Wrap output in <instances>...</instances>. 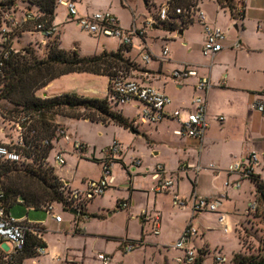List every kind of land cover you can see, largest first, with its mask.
Wrapping results in <instances>:
<instances>
[{"label":"rangeland","instance_id":"1","mask_svg":"<svg viewBox=\"0 0 264 264\" xmlns=\"http://www.w3.org/2000/svg\"><path fill=\"white\" fill-rule=\"evenodd\" d=\"M6 1L7 0H0V5ZM167 1L169 0H150L145 3L144 0H77L76 5L77 8L80 9L78 10L80 14H83L81 11L86 9V6H90L93 10L108 8L119 17L121 24L126 29L131 27L129 25L133 20V11H136L138 15L137 24L141 26V24L145 22L142 37L144 38L147 36L148 46L151 48V51L155 54H160L166 41L164 38L169 34L166 28L173 26L177 31V28L181 27L182 23L179 19H169L164 22V26L163 23L157 24L156 26H149L146 23V19L155 17L160 6ZM17 3L20 6L17 10V17L20 20L21 14L19 11L24 10L26 3L24 0H17ZM236 3L242 7L245 1L236 0ZM204 4L206 7L205 9L212 10L216 5V0H204ZM246 5L253 15V18L247 22V26L249 30L251 29L255 32L258 21L256 18L260 15L259 7L264 8V0H246ZM56 8L57 16L54 24L57 25V32L51 37L58 35L61 42L60 44L63 48L76 49L81 55L90 56L101 53L103 44L112 47L119 42V39L115 40L105 35H98L82 30L77 21L71 17L69 10L65 6L59 4ZM260 20L264 22L263 18ZM233 22V20H230L231 25ZM197 23L194 27L190 28V35L194 39L197 38L199 34V26ZM145 28H147V33ZM35 33L34 35H17L14 40L15 48L22 49L26 46L33 45L37 54L43 56L47 51L44 44L41 43L45 37L41 32ZM263 36V34L258 36L262 39V42H264ZM140 39L139 36L134 38L135 45L140 43ZM37 44L41 47H38ZM139 52L138 50H133V48L127 52L135 69L126 71L124 68L118 66L114 70L118 73L121 71L124 75L133 78L142 76L141 71L144 67H142L141 63L144 64L142 60L144 51ZM153 65L156 66L158 64L154 62ZM173 67L171 62L166 61L164 66L166 74H170V70ZM79 76L82 75L79 73L65 74L63 77L54 79L56 82L54 83L55 86H50L49 89L48 87L40 88L37 90V94L43 97L46 95H57L64 92L75 91L87 97L103 98V96H105L108 87L107 77H94L96 78L94 87L97 88L98 91L93 94L89 91V87L92 86H88V80ZM169 77L170 86H172L176 82L170 75ZM16 108L19 107L8 101H2L0 104V142L6 143L10 147L16 149L21 154L24 164L32 163V158L26 157L23 149L17 148V146L24 145V140L22 136L23 128L19 126V118L23 115L15 111ZM122 111L123 115L130 118V120L136 117L135 123L139 124V133H133L131 129L125 133L123 142L125 146L127 145L130 147L127 150L128 157L140 156L143 160L148 161L155 159L153 149L155 151L160 150L161 154L159 157H164L167 166L173 168L176 165L175 161L177 157L175 153L179 151V146L176 136L173 135L171 131L172 126L163 122L156 128L155 125L142 122L138 118V109L133 105H129V103L125 105ZM256 115V122L264 124L263 114L256 113ZM58 117L62 118L69 116L58 113L54 116V120ZM67 120L71 131L89 145V149L85 153L86 157L81 159L80 155L73 154L70 146H68L67 149L69 152L63 153L64 158L67 160V164H58L55 161V152L58 151L59 144H54V149L51 151L47 161L52 165L56 164V174L63 173L66 178L73 181L76 185L80 183L84 174H96L98 172L100 166L98 158L105 156V146L119 129L115 127L116 125L104 126L101 122L91 121L85 118L71 117ZM130 122L132 126H134L133 121ZM215 128H217V125ZM234 131L236 132V130ZM30 134H32V132H30ZM230 135L232 138L235 137L234 143L232 144L231 141V144L228 143L224 146L226 148L231 146L237 148V140L239 139L240 133L237 132L234 134V132H232ZM151 140H153V142ZM94 152L96 153L97 159L93 157ZM79 162L80 164L78 166L77 164ZM258 170H261L260 176L264 179V156ZM212 176L213 173H209L204 184L206 190L209 192L214 190V184L211 182ZM216 184L221 186L222 179L219 178ZM191 187V182L187 180L182 183L181 188L187 193L191 190ZM116 188H123V192L127 190V188L117 183L113 186V190L108 191L105 196H97L93 202H90L88 205V213L92 220L95 218L92 224H88V230L97 233L96 235H73V226L69 224L73 214L69 209L60 210L62 213L61 215L67 220L62 226H58L57 223L52 221L51 216L43 208L28 207L21 202L11 205L9 207V212L17 219L27 216L28 219L33 222H47L44 238L48 243V255L54 253L56 258L49 260L48 255H40L38 257L29 258L27 264H103L102 260L98 257L100 252H106L112 255L110 264H177L175 256L178 253L171 245L183 234L185 227H182L185 221H187V223L191 221L199 231V236L191 240L192 246L196 248H208V252L205 255L206 264H218L215 262V257L218 255H224L226 257L227 260L224 264H234L233 258L237 254L254 256L264 255V202H260V206L255 212L249 211V205L253 199H255L254 183L251 184L249 181H246L239 191H229L231 199H222V205L220 204L221 206H219L220 210H201L196 213L197 215L193 213L194 208L192 203L186 202L185 198L179 194L178 202H175L173 194H161L159 200L162 204L164 203L165 211L161 221L162 226L160 232L158 235L154 233V226L151 221L146 223L147 231L145 232L149 234L148 236H152L153 239H157L156 241L158 244L156 246L140 245L127 253L123 251L118 241L120 238H127L126 232L128 222L129 232L136 233L140 231L139 221L136 222L130 219L128 209L117 208ZM210 197L216 198L215 196ZM183 201H185V203ZM57 207L61 208L62 204L57 203ZM90 211L98 213L97 216L90 213ZM219 211L227 214L230 226L229 232L224 231L218 220ZM132 212L137 213L136 211Z\"/></svg>","mask_w":264,"mask_h":264},{"label":"crops","instance_id":"2","mask_svg":"<svg viewBox=\"0 0 264 264\" xmlns=\"http://www.w3.org/2000/svg\"><path fill=\"white\" fill-rule=\"evenodd\" d=\"M244 1L245 4L244 6H242L244 9L243 17L234 18L232 17L230 9L228 7H222L217 0L216 5L212 10L205 9L206 7L204 4V0H199L200 6L206 12L207 21L209 23H216L220 25L223 29L226 30L227 33L226 39L224 40V49L214 56H207L203 53V44L206 37L205 29L203 22L199 21L197 18L190 19V21L185 24L182 29H177V31L168 30L169 34L164 38L166 40L164 46L168 47V53L165 56V59L161 58L163 50L160 54H155L151 51V48L148 46L147 36L143 38L142 36L137 35L139 36V38H141L140 43H142H139L137 45H135L134 43V46L128 45L131 46V49L133 48V50H138V52L144 51V53L142 54V60L144 64L140 62L142 67H144L141 71L142 76L136 77L135 79L148 83L168 94L171 97V104L169 105L168 109L170 111L179 109L181 111L180 119L182 120L186 119L188 111L193 108V99L196 95V83L198 81V76H190L182 80L173 77L172 71L175 68H180L185 63H191L198 70L199 76H208L213 83L212 88L207 94V120L209 126L202 140L176 133V130L180 127V121L173 117H166L158 123H149L151 125H155L156 128H158L159 124L163 122H166L169 126H172L171 131L173 132V135L176 136L177 144L179 146V151L175 153V156L177 157L175 161L176 165L173 168H169L167 166L164 157H159L161 151H155L154 149L153 152L155 155V159L145 161L140 156H136L142 160L141 165L135 167L131 164L132 157H128L127 155V150L130 147L127 145L125 146L123 139L125 138L126 131L130 129L133 133H139V124L135 123V117L133 120H130V118H128L134 123V126L130 127H125L114 122H111L109 124H104L101 122L104 126L116 125L115 127H118L119 130L115 133V135L112 136L110 142L105 146V156L98 158V160L100 161V166L96 174H84L81 178L80 183L75 185L74 182L66 178L63 173H57V175L70 187H83L85 179L98 178L102 175L103 162L108 157L106 149L111 144L113 139H119L123 144L124 150L120 160H118V162L113 167L116 181L111 187L107 189V191L102 196H105L108 191L113 190V186L117 183L122 187L127 188L125 192H123V188H116V203L118 206V202L120 200L129 201V207L126 209L129 210L131 220H135L136 222L139 221L140 231L136 233L129 232L128 222L126 236L127 238H130L132 240L142 241V245L156 246L158 244L156 241L157 239H153L152 236H148L149 234L145 233L147 231L146 223L150 221L142 219L140 214L143 208H148L151 212H158L161 215L162 221L163 213L165 211V205L164 203L162 204L159 200L161 194L174 195L175 193H177L185 198L186 202H191L193 205L195 194L199 196L218 197L221 194L226 193L225 197H223L222 199L229 200L231 199L229 191H239L243 183L246 181H249L251 184H255V182L251 178H241L239 173L228 171L232 164H234L237 160L244 158L250 152L258 151L260 153H264V124H262L261 122H256V113L260 114L261 112L253 107V104L256 100L264 99V42H262V39L258 37L259 35H264V31L258 28V24L260 23L264 27V22L260 20L262 18L264 19V8L259 7L260 15L258 18H256V20L258 21L256 24V30L254 32L251 29L249 30L247 26V22L251 18H253V15L246 5V0ZM242 7L241 5H238V10H241ZM102 10L109 9L107 8L101 10H93L90 6H86V9L82 10L81 13L87 14ZM19 12L21 14L20 20H23L24 12L23 10ZM56 16L54 19V23L56 21ZM230 20L234 21L232 25L230 24ZM137 22L138 15L136 14V11H133V20L129 26H132L134 24L140 28L145 26V22L144 24H141V26H139ZM119 23L121 26H123L120 22V19ZM196 23L199 26V34L197 38L194 39L190 35V28L194 27ZM32 28V23L23 22L18 35H34L35 32H33ZM146 29L147 28H145V31L147 33ZM137 36L133 37V42L134 38H136ZM112 39L117 40L119 38ZM237 40L241 43V46L239 47L234 46V43ZM122 44L123 42L121 39H119V42L112 47H108L106 44H103L102 52L105 50L109 52L115 51L119 47H121ZM148 50L152 53V60L149 63L145 62V60L143 59V55ZM127 52L125 54L127 57H129V54ZM166 61L171 62V64H173L174 66L170 70V74H166V72L164 71ZM154 62L158 65H153ZM74 73H79L82 75L79 77L88 80V86H92L89 87V91L93 94L98 91V89L94 87V83L96 82V78L94 77H107V86H109L110 78L107 75L94 74L91 72ZM169 75L176 82L172 86H170ZM63 76L65 75H62L60 77ZM54 83L56 82L53 80L46 87H48L49 89L50 86H55ZM47 96L53 95H46L43 97ZM129 105H133L134 107H136L139 114L142 108L141 103L136 101L129 103ZM124 107L120 109V112H123L122 110L124 109ZM220 116H223L224 119L221 120L219 118ZM262 116H264V114ZM68 118L71 117H58L55 119V122L64 126L69 133L73 134L76 138L86 143V141H84L82 138H79L74 132L71 131L68 125ZM216 125L217 128H215ZM234 130H236V132ZM232 132H234V134H236L237 132L240 133V136L238 137L239 139L237 140V148H235V146L226 148L224 145L230 143L231 141L232 144L234 143L235 137H233V139L230 135ZM151 141L153 142V140ZM54 144H59L58 150H63L64 153L69 152L67 147L70 146L73 154H77L74 152L72 144L69 142L67 143L63 139L56 140ZM80 157L82 159L83 157H86V154ZM93 157L97 159L95 152L93 153ZM262 159L263 156L261 157V160ZM188 162L200 164L202 166L201 170L197 173L193 168L181 167L182 164ZM158 163L162 164L165 167L168 174L172 173L176 176L177 184L173 190L167 192H156L152 189V187L157 182L156 179H154L153 175ZM65 164H67V160ZM79 164L80 162L77 165L79 166ZM259 165L256 168V173L258 175H260L261 172V170H258ZM53 166L56 171V164H54ZM212 166L215 167L213 168ZM209 173H213L211 182L214 184V190L210 192L206 190V187L204 185L205 181L207 180L206 177H208ZM219 178L222 179L221 186H218L216 184V181ZM187 180L191 182L192 187L191 190L185 193L181 187L182 183ZM226 180H240V187L237 189L226 187ZM254 190V196L256 199V184ZM93 200H91L90 202H93ZM89 203L87 204L84 211H82L80 214H75L74 212L69 210L73 214V217L69 221V224L73 226V235L97 234L93 231L88 230V226L95 221V218L92 220L90 214L88 213L87 208ZM61 209L63 208L57 207L56 212L58 214H62L60 212ZM218 209L220 210V207H218ZM132 211H136L137 213H133ZM90 213L94 214L95 216H97L98 214L95 211H90ZM193 213L197 215L196 213L198 212ZM62 217L63 219L61 221H57L52 217L51 218L52 221L57 223L58 226H62L67 220L64 216ZM44 223L46 230L47 222ZM187 224V221H185L182 228L186 227ZM123 239L126 238H120L118 241L119 244ZM46 244L48 246L47 241ZM177 253L179 254L180 252L177 250ZM52 255H54V253Z\"/></svg>","mask_w":264,"mask_h":264},{"label":"built area","instance_id":"3","mask_svg":"<svg viewBox=\"0 0 264 264\" xmlns=\"http://www.w3.org/2000/svg\"><path fill=\"white\" fill-rule=\"evenodd\" d=\"M24 1L26 7L23 10V20H19L17 17V10L20 7L17 0H12L11 4L0 5V54H2L3 57H7L12 50H19L15 48L14 40L23 22L32 23L33 32H41L43 34L45 37L41 42L43 44L47 42L49 37L57 32V25L54 24V21L46 25L42 20L44 13L33 5L30 7L28 0ZM76 1L77 0H56V4L65 6L69 10L71 17L77 21L78 25L84 31L112 38H119L122 40L123 44L132 46H134L133 37L137 35L142 36L144 33L143 27L140 28L135 24L129 29L121 26L118 17L111 10L80 14ZM170 8L171 6L168 1L162 4L155 14V17L147 19V25L156 26L157 24L169 20ZM173 12L183 15L185 18H197L199 21L203 22L206 36L203 44V53L205 55L214 56L224 49V40L227 34L226 30L216 23L213 24L207 21L206 12L200 6L199 0H193V3L187 8L177 7ZM258 28L264 31V27L261 23L258 24ZM234 46H241L240 41L237 40ZM167 53L168 47L164 46L161 58L165 59ZM143 59L145 62L149 63L152 60V53L148 50L143 55ZM172 76L182 80L190 76H198L196 95L193 99V108L188 111L186 119L183 120L180 119L181 111L179 109L173 111L168 109L171 104V97L168 94L148 83L124 75L121 71L110 79L104 98H106V101L114 110H120L126 104L137 101L142 104V108L138 114V118L142 122L158 123L166 117H173L180 121V127L176 130V133L202 140L209 126L207 120V94L212 88L213 83L208 76H199L198 70L191 63H185L180 68H175L172 71ZM253 107L264 114V99L256 100ZM219 118L221 120L224 119L223 116ZM19 126L22 128L21 125ZM61 139L65 140L67 143H71L74 152L80 156H84L88 151V145L85 142L76 138L73 134L69 133L64 126L59 124L56 129L55 141ZM50 141L49 139H44L43 143L49 144ZM123 150L124 147L122 142L119 139H113L106 149L108 157L103 162V172L100 177L85 179L83 187H70L65 183L63 188L65 189L69 204L66 206L62 204V208L69 210L76 209L81 213L91 200L97 196L103 195L116 181L113 167L118 160H120ZM63 153V150H58L55 154V161L58 164L66 163ZM262 156H264V153L252 151L244 158L232 164L228 171L239 173L241 178H250L257 174L256 168ZM22 159L21 154L16 149L10 147L6 143L0 142V160L20 162ZM141 163L142 160L140 158L132 157L131 164L133 166H139ZM181 167L193 168L197 173L202 168L200 164L192 162L184 163ZM212 167L214 168L215 166ZM153 177L157 182L152 189L156 192H167L176 187V176L172 173L168 174L162 164L156 165ZM225 186L237 189L240 187V180H226ZM225 195L226 193H223L219 197L212 198L210 196H199L195 194L193 201L194 212L207 209L212 211L219 210L218 207ZM174 197L175 202H178L177 193L174 194ZM183 202L185 203V201ZM259 206L258 201L253 200L249 205V211L254 212ZM128 207V200H120L118 202L119 209H126ZM44 209L53 219L57 221L63 219L62 215L56 212L57 203H49ZM218 213V220L224 231L229 232L230 226L227 214L221 211ZM140 216L142 219L151 221L154 226V233L159 234L161 229V215L158 212L154 213L148 208H143ZM44 232V222L30 221L27 216L17 219L11 215L6 203L5 190L0 186V264H27L29 258L48 255V246L45 243ZM198 233V229L190 221L186 225L181 237L172 243L171 247L180 252L175 256L177 264H194L196 262L199 248L192 246L191 240L195 239ZM32 239L37 242L39 241V243L35 245V253L27 255L26 249ZM140 245H142V241H135L127 238L120 242V246L125 253L134 250ZM48 256L51 260L56 258L55 255L52 254ZM98 257L102 260L103 264H110L112 260V255L106 252H100ZM216 259L219 262L226 261L224 255H218Z\"/></svg>","mask_w":264,"mask_h":264},{"label":"trees","instance_id":"4","mask_svg":"<svg viewBox=\"0 0 264 264\" xmlns=\"http://www.w3.org/2000/svg\"><path fill=\"white\" fill-rule=\"evenodd\" d=\"M28 1L30 7L33 5L44 13L42 20L46 25L54 21L56 0ZM217 1L222 7H228L234 18L243 17L244 9L238 10L236 0ZM168 2L171 6L170 19H179L182 26L177 29H182L190 19L181 14H175L173 10L177 7L187 8L193 0H169ZM11 3L12 0H7L2 4ZM166 29L176 30L173 26ZM44 46L47 51L43 56L37 54L33 45L18 51L12 50L7 57L0 54V104L2 101H8L19 107L15 111L23 115L19 118V124L23 128L24 145L17 148L23 149L26 157L32 158V163L26 164L22 161L0 160V186L5 190L8 208L17 202L35 208H44L49 204L48 202L64 206L69 204L63 188L64 180L56 174L54 166L47 161L54 149L53 140L56 138V129L59 126L54 120L56 114L85 118L104 124L114 122L125 127L132 126L130 120L120 110H114L104 97H87L75 91L47 97L37 95V90L68 73L91 72L107 75L111 79L118 73L114 70L118 66L126 71L135 69L131 59L125 54L130 51L131 46L122 44L117 51L105 50L99 54L84 56L76 49L63 48L58 35L50 37ZM44 139L51 141L49 144H44ZM250 178L256 184L255 200L260 205V202H264V179L258 174ZM37 243L39 241L31 240L26 249L27 255L35 253ZM207 252V247L199 248L194 264H205ZM233 261L234 264H264V255L237 254ZM215 262L224 264L226 261L219 262L215 257Z\"/></svg>","mask_w":264,"mask_h":264},{"label":"water","instance_id":"5","mask_svg":"<svg viewBox=\"0 0 264 264\" xmlns=\"http://www.w3.org/2000/svg\"><path fill=\"white\" fill-rule=\"evenodd\" d=\"M144 1H145V3L148 2L147 0H144ZM21 200H23V198H21ZM71 211L74 212L75 214H79V213H80V212H79L78 210H76V209H72Z\"/></svg>","mask_w":264,"mask_h":264}]
</instances>
